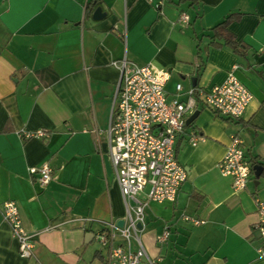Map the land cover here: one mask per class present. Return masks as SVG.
Here are the masks:
<instances>
[{"label":"crops","instance_id":"0c3cea01","mask_svg":"<svg viewBox=\"0 0 264 264\" xmlns=\"http://www.w3.org/2000/svg\"><path fill=\"white\" fill-rule=\"evenodd\" d=\"M91 1L0 0V264H106L96 234L124 220L127 208L98 140H107L121 76L112 61L124 57L171 71L169 99H187L191 87L211 90L235 65L254 95L240 119L203 103L187 114L175 143L187 179L176 201L148 202V252L160 264H264L255 229L264 174L252 173L237 191L219 168L235 134L245 153L264 160V0H94L93 10ZM99 6L106 15L94 19ZM230 14L228 29L248 45L246 54L212 44V28ZM44 163L52 170L45 187L30 172ZM9 200L34 233L30 258L3 220ZM166 229L167 240L158 242Z\"/></svg>","mask_w":264,"mask_h":264},{"label":"built area","instance_id":"2783aa9c","mask_svg":"<svg viewBox=\"0 0 264 264\" xmlns=\"http://www.w3.org/2000/svg\"><path fill=\"white\" fill-rule=\"evenodd\" d=\"M180 21L188 23L189 16L183 13ZM112 64L121 71L117 84L110 125L107 130L108 155L114 176L117 178L127 208L124 224L117 220L105 223L96 236L107 248L106 264H160L161 257L152 256L145 247L142 236L146 226L145 208L149 201H176L181 185L187 179V171L177 158L175 143L186 124V116L203 103L223 116L240 119L252 101L251 90L235 75V65L227 79L209 91L196 92L191 87L187 99L168 98L166 85L171 71L154 63L139 65L128 58L114 60ZM178 93L182 85H177ZM198 94V96H197ZM45 136L43 130L37 132ZM200 139L193 135L192 141ZM99 146L102 142L99 139ZM220 171L233 179L237 191L246 188L252 174V165L246 159L243 140L233 135L219 163ZM30 172L38 175V182L45 187L52 178L47 163L33 167ZM149 184L147 198L139 194ZM259 221L255 229L261 239L257 248L264 256V200L258 201ZM199 223L200 220L185 216ZM3 220L10 226L19 243L21 256L34 254V233L23 223L16 201L9 200L3 206ZM166 229L157 237L162 243L167 240Z\"/></svg>","mask_w":264,"mask_h":264},{"label":"trees","instance_id":"16d2710c","mask_svg":"<svg viewBox=\"0 0 264 264\" xmlns=\"http://www.w3.org/2000/svg\"><path fill=\"white\" fill-rule=\"evenodd\" d=\"M198 0H179L178 4L181 3H185V2H189L190 5H194ZM96 4V1H91L87 4V9H91L93 10L94 6ZM183 14V13H182ZM181 14V15H182ZM180 15V16H181ZM236 17L235 14H230L229 16H227L223 21L219 22L217 25H215L212 28L213 31V45L217 46V47H222V46H228L230 47L233 51L240 53V54H246V51L248 49V45L245 44L243 41H237V37L234 33H232L228 27H229V23ZM228 119H233L236 120L234 118L228 117ZM246 159L248 162L251 163L252 165V173H256L254 167L256 165H261L263 166V172L262 174H264V160H262L260 157L258 156H249L246 153Z\"/></svg>","mask_w":264,"mask_h":264},{"label":"water","instance_id":"95a60500","mask_svg":"<svg viewBox=\"0 0 264 264\" xmlns=\"http://www.w3.org/2000/svg\"><path fill=\"white\" fill-rule=\"evenodd\" d=\"M106 15L105 12L102 11V8L99 6L96 8L93 17L94 19H100L102 17H104ZM197 112L193 115V117H191V119H193L194 117H196ZM102 149L104 152V161H105V167H106V171L108 174V177L110 178V180H113L114 178V173H113V169L111 167L110 164V160H109V155H108V143L107 142H103L102 144ZM254 169L256 170V175H260L263 172V166L261 165H256L254 167ZM119 225H123L124 224V220H120L118 221Z\"/></svg>","mask_w":264,"mask_h":264},{"label":"rangeland","instance_id":"374dc122","mask_svg":"<svg viewBox=\"0 0 264 264\" xmlns=\"http://www.w3.org/2000/svg\"><path fill=\"white\" fill-rule=\"evenodd\" d=\"M139 196H140V194H139ZM145 239V238H144ZM144 239H143V241H144Z\"/></svg>","mask_w":264,"mask_h":264}]
</instances>
